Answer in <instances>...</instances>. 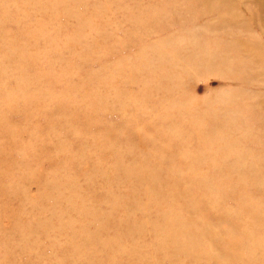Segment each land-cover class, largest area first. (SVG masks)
<instances>
[{"label":"rangeland","instance_id":"obj_1","mask_svg":"<svg viewBox=\"0 0 264 264\" xmlns=\"http://www.w3.org/2000/svg\"><path fill=\"white\" fill-rule=\"evenodd\" d=\"M141 257L264 264V0H0V264Z\"/></svg>","mask_w":264,"mask_h":264},{"label":"bare ground","instance_id":"obj_2","mask_svg":"<svg viewBox=\"0 0 264 264\" xmlns=\"http://www.w3.org/2000/svg\"><path fill=\"white\" fill-rule=\"evenodd\" d=\"M143 139H145V138L143 137ZM160 151H162V150H153L150 148L149 150H147L144 153L143 157L145 158V161L142 162L143 168L149 167L150 168L149 173H154V174H151L153 176L152 181H150V179L147 178L148 172H146V175H142V179L147 184L146 189L149 192L148 196H149V198H152L153 201H155V205H156V202L163 199V194L159 191V186L162 184V179L160 177V174H162L163 171L166 170L164 168L167 167V165H168L167 163H168V161H170L169 158H168V160L163 158L162 154L159 153ZM145 169L147 170V168H145ZM166 171L168 172L167 174L169 175V176L166 175L168 181H170V183H173L172 189H176L175 190L176 192L172 193L174 200L180 199L181 195H186V194L189 195L190 192L186 193L185 189L184 190L181 189V186L183 184V179L179 178L177 176L172 177L170 175V172L168 170H166ZM196 201L197 200H193V198H189L185 201L184 209L187 211L190 210L189 212L192 214V216L195 214V212H199L201 210V204L199 202H196ZM156 206H158V205H156ZM127 210H128V213L130 214L133 212V207L127 206ZM203 212H204V210H203ZM208 223H209V221H208ZM158 226L162 230H167V232L171 235L170 236L171 238H173L174 235H182V238L186 242L185 246L187 248L178 244L177 241L175 240L174 246L172 245L174 247L173 253H172V257L174 259H175V254H178L181 251V249H185V251H187L191 254L196 253V250L194 249V245L191 242V238L193 235L199 236L200 238L201 237L206 238V235H204V231H206V225L204 223L192 226L188 220H184L183 218L179 217L177 220L172 219V220L167 221L166 223H163V224L160 223V224H158ZM207 241H210L211 244L216 246V247L217 246L220 247L219 246L220 240H218V237L214 238L213 236H210V233L207 235ZM234 241H236V240H234ZM234 241H232V242L234 243ZM222 249H224L222 252L228 251L227 247H224ZM148 258H149V256H148ZM143 259H144L143 257L137 259L138 264L142 263Z\"/></svg>","mask_w":264,"mask_h":264}]
</instances>
